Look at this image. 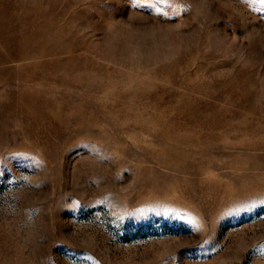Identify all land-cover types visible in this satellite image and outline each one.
I'll return each mask as SVG.
<instances>
[{"label": "rangeland", "instance_id": "374dc122", "mask_svg": "<svg viewBox=\"0 0 264 264\" xmlns=\"http://www.w3.org/2000/svg\"><path fill=\"white\" fill-rule=\"evenodd\" d=\"M0 264H264V0H0Z\"/></svg>", "mask_w": 264, "mask_h": 264}]
</instances>
